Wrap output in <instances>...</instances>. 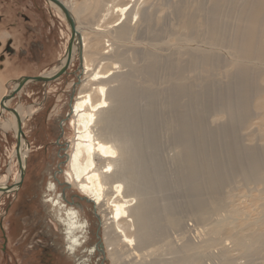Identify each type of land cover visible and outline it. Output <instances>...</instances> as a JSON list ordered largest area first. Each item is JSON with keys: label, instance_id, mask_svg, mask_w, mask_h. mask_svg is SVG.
I'll use <instances>...</instances> for the list:
<instances>
[{"label": "rangeland", "instance_id": "374dc122", "mask_svg": "<svg viewBox=\"0 0 264 264\" xmlns=\"http://www.w3.org/2000/svg\"><path fill=\"white\" fill-rule=\"evenodd\" d=\"M76 1L80 3L83 0ZM185 2L187 4L188 0ZM202 2L206 4V0H202ZM238 3L236 0H227L223 6L229 13L216 11L214 18L201 7L203 9L201 12L204 15L201 18L188 20L189 30L197 29L201 33L197 39H201L205 34L210 36L215 32L214 41H217L220 39L218 30L224 27L223 19L235 28H246L244 14L248 10L243 12L242 17L237 16L235 10L231 11L233 5L237 6ZM150 4L154 5V1H151ZM205 4L204 6H207ZM55 9L57 8L54 5L45 0H0V56H4L0 60V76L4 91H6L4 96L9 93L7 91L13 86L15 79L23 75L36 76L46 71L49 72L51 67L58 64L59 55H64V47L67 45L65 41L70 32L65 19H60L53 11ZM244 9V7L242 10L236 8L237 11ZM195 12L198 13L196 9ZM165 17L166 24L162 26L157 25L152 18L148 17L151 26L159 32V41L148 40L151 38L145 34L146 21L144 18L141 24L134 25L129 23L128 17L126 22L120 25L123 27L122 37L118 38L119 41L110 54L114 58H119L121 55L131 57L135 61L120 65L119 68L113 70L117 77L112 78L113 75H110L107 79L109 80L107 87L117 84L115 81L119 77L126 78L131 84L126 100L141 111L151 107L152 115L149 121L152 126L145 130L146 126L141 125L140 127L144 131H140V135L158 138L159 145L155 149H148L146 155L161 153V158H159L161 162L159 163H162L161 166L168 176L167 187L173 199L172 212L175 210L176 216L180 218V228L177 230H169V225L165 220H162L168 233L166 237L155 244V247L171 239L174 242L178 240L177 244L189 239L191 245H196L194 241L202 243L208 237H215L222 247L219 249L215 245L205 243L203 247L206 252L212 250L215 252L212 257L204 256V263L213 264L216 262L217 264L219 263L218 251L225 247L230 249L232 241L237 238L242 240L252 233L264 232V200H262L264 191L259 192L264 188V166L259 169L261 177L256 181L242 175L243 172L239 169L226 171L221 183L214 180L213 172L201 174L199 179L204 183L198 191L199 197L202 198L198 205H193L190 202L189 198L194 201H197V198L190 197L185 193L186 187L180 180L178 186H175L177 183L174 181L177 179L174 174V170H177L174 160L176 148L184 141L185 137L180 128L171 130L162 122L169 119L170 110L174 109V105H170L168 82L165 81L178 82L176 78L181 74L180 69L187 70L196 64V61L192 60L189 63L187 57L182 56L184 50H181L182 47L172 46V49H167L166 44L171 42L169 37L175 27L174 20L169 19V15ZM216 22H220L221 25L216 27ZM78 26L80 30L81 28L85 30V23H78ZM135 26L137 33L134 32L131 37L130 30H134ZM235 28L229 27L227 24V31L224 34L226 40L232 39L231 30ZM93 35L94 33H91L92 40L94 39ZM7 39L11 40L14 54L5 51ZM90 44L94 43L90 42ZM158 46L163 49H158ZM75 50V53L71 50L74 60L69 65L67 74H63L47 84L27 81L6 105L14 109L22 105V110L27 114L30 109L33 111L24 119L21 127L22 138L29 147L24 158L25 174L22 184L13 194L0 196V264H100L99 255L94 249L97 241L95 236L97 226H99L98 233L101 237L100 243H104L105 247V264H121L123 262L121 260L112 261L108 254L107 249L115 248L118 244H108L111 241L108 238V229L105 230L99 217L95 216L96 213L97 216L99 213L102 218L99 208H94L92 202L82 195L74 184H68L66 187L64 172L62 174L57 172L60 162L67 160L64 154L66 151L67 153L70 151V148L67 149L68 146L62 144L67 145L73 137L71 125H61V119L67 120L65 116L68 112L70 113L71 109L68 100L73 92L71 102L75 99V88L82 75V68L77 72L79 61L77 48ZM214 56L207 60L212 66H206L205 72L202 70V64L199 63L190 72V78L183 82L196 96L207 97L209 101L214 100V104L207 110L200 123L203 125L206 122L202 131L203 135H199V131L196 129L191 131L190 137L194 147L197 148L203 144V150L194 157L196 161L192 162L196 166L199 165L202 156H206L205 161H209L210 158H220L222 163L225 161L231 163L232 158L229 150L231 149L238 155H244L242 145L246 144H251L257 150H264L262 148L264 146V89L249 88L237 83L238 73L234 71L224 73V66L228 63L227 57L221 54H214ZM196 57L198 56L196 55ZM95 67L96 63L93 64L92 69ZM106 67L108 66L106 65L100 70L104 71ZM76 74H80L79 79H76ZM199 77L201 78L199 79ZM245 82L264 88V74L257 70L254 77L245 76ZM91 85L95 86L92 82L83 81L80 91L90 89ZM233 89L238 90V98L231 109L223 112V97ZM174 99L176 100L175 104L188 102L186 96L176 95ZM199 103H206V101L200 99ZM235 107H240L237 117L232 119L225 117L227 114H231ZM9 113L5 111L4 117L10 116L11 113ZM213 117H217L219 122H211ZM60 130L63 132L57 142ZM211 132H222L223 136H218V134L212 136ZM15 138L16 135L12 129L3 130L0 126V176L5 174L11 166L7 184H12L15 181V174L18 177L19 173ZM59 144L62 147L58 146ZM26 147L24 146V148ZM188 160H190L189 157ZM60 167L64 171L67 167L66 163L60 164ZM189 168H185L183 165L179 171L181 176H188ZM56 179L62 184H59ZM49 184H51L50 190L48 189ZM192 185H196V182H193ZM62 188H64V198L61 196ZM8 192L10 191L8 190ZM155 197L161 201L158 194ZM212 198L222 205L220 212L226 210L232 211L233 214L228 220L207 228L212 218V206L216 203ZM175 201H177L176 204ZM68 208L77 210L80 221L74 218L71 222L68 219L69 213L66 210ZM205 210L208 214L205 213ZM196 211L198 218L194 216ZM107 216L106 214L105 217ZM105 217L102 219L103 221H105ZM106 240L108 241L106 242ZM166 248L168 249V246L158 250L159 252L151 259L150 264H157L164 260L175 262L178 258L182 259L180 264H183L186 258L196 251L194 249L187 250L184 255L181 253L182 256L175 258L169 256L177 246L168 250ZM162 250L166 251L162 254ZM240 252L234 250L231 253L240 257ZM122 257L126 261L130 259L125 255ZM208 259H211V262ZM246 260L253 264H264V244L257 245L247 258L239 259L241 262Z\"/></svg>", "mask_w": 264, "mask_h": 264}, {"label": "bare ground", "instance_id": "6f19581e", "mask_svg": "<svg viewBox=\"0 0 264 264\" xmlns=\"http://www.w3.org/2000/svg\"><path fill=\"white\" fill-rule=\"evenodd\" d=\"M60 1L71 12L75 29L79 33L80 41H82L79 47L82 75L79 84L75 88V99L70 104L71 116L66 121L64 118L61 119V125H71L73 129L72 140L64 145L68 146L67 149L70 148L68 153L66 151L67 154L64 152L67 155V160L63 163H66L67 167L61 172V174L64 172L65 182L70 185L74 184L79 192L92 202L94 208H99L102 216L101 218L98 213L100 223L105 226V230L108 229V238L111 240L108 244H118L115 248L107 249L112 261L121 260L123 261L121 264H150L151 259L162 247L168 246V249H171L177 246L176 249L172 250V255L169 257L178 258L184 255L185 251L194 249L196 251L186 258L183 264H206L204 263L205 257H212L215 251L206 252L203 245L207 243L215 245L219 249L222 247L215 237H208L202 243L194 241L196 245H191L189 239L182 241L180 244L176 243L178 240L174 242L171 239L155 247V244L166 237L168 233V229L163 225L162 220H165L169 225V230H177L180 228V218L176 216L175 210L172 212L173 199L167 187L168 176L161 166L162 163H159L161 162V159L159 160L161 153L146 155L148 149H155L159 145L158 138L153 136L142 137L140 135V131H144L140 127L141 125L146 126L145 130L152 126L149 121L152 115L151 107L141 111L126 100L127 92L131 88V84L128 83L126 78L119 77L115 81L117 84H111L107 87L109 76L113 75L112 78L117 77V74L114 75L115 71L113 70L119 68L120 65L135 60L123 55L114 58L110 53L116 47V43L119 41L118 38L122 37L123 27L120 25L125 23L128 17L130 19L129 23L134 25L141 24L143 18L145 19V34H148L151 38L148 39L149 41H159V32L151 26L148 17L152 18L159 26L166 24L164 21L166 15H169V19L174 20L175 30L169 37L171 42L166 44L167 49H172V46L182 47L181 50L184 49L182 56H186L189 63L195 60L196 64L187 70L180 69L181 74L176 78L178 82L165 81L168 82L167 90L171 97L170 105H174V109L170 110L169 119L162 122L166 124L168 129L180 128L184 134V141L176 148L174 160L177 170H174V174L177 179L174 181L177 182L175 183L177 187L180 180L182 185L184 184L186 187L185 193L190 197L197 198V201L189 198L190 202L193 205H198L202 199L199 197L198 191L204 183L203 180L199 179L201 174L213 172L212 177L214 180L221 183L226 171L239 169L243 172L242 175L251 177L253 181L259 180L261 177L259 169L264 166V150H257L251 144H246L242 145L244 155H238L231 149L229 150L232 158L231 163L227 161L222 163L220 158H210L209 161H205L206 156H202L198 166L192 164L196 161L194 157L203 150V144L197 148L194 147L193 140L190 137L191 131L196 129L199 131V135H203L202 131L206 122L203 125L200 123L207 110L214 104V100L209 101L207 97L196 96L183 82L185 79L190 78V72L199 63L202 64V70L205 72L206 66H212L207 60L210 57L214 58V54H221L226 56L228 60V63L224 66V73L234 71L239 74L236 77L237 83L249 88L264 89L261 86L245 82V76L254 77L257 70L262 71L264 74V0H236L239 5H233L231 11L235 10L236 15L242 17L243 12L248 10L244 14L246 28H235L223 19L224 27L218 30L220 39L217 41H214L215 32L210 36L205 34L201 39H197L201 33L197 29L189 30L188 20L201 18L204 15L201 12L203 9L207 10L208 14L214 18L216 11H225L223 3L227 0H206L207 6H204L205 3L202 0H188L187 4L185 0H83L80 3H77L76 0ZM151 1H154V5L150 4ZM47 3L54 5L49 1ZM54 6L60 11L56 5ZM243 7L245 8L243 11L236 10V8L242 10ZM57 9L53 11L60 19L64 20L61 11L59 12ZM192 9L194 10L189 13ZM195 9L198 13L195 12ZM78 23H85V30H82V28L80 30ZM227 24L229 27L235 28L231 30L233 33L231 40H226L224 36L227 31ZM220 25V22L215 24L216 27ZM108 28L113 29L109 30ZM136 30V26L134 30H130L131 37L134 32L137 33ZM91 33H94L93 40L90 38ZM90 42L94 44L91 45ZM76 48L77 45L74 41L72 46L74 53ZM157 48L163 49L161 46ZM62 55H59L58 64L55 65L56 69L53 66L50 68L51 71L45 70L47 73L43 72L39 75L52 76L55 74L64 64L65 55ZM70 58L69 65L74 60L72 55H70ZM95 63L96 67L92 69ZM103 65L108 67L101 71L100 69L105 67ZM90 70L91 72H89ZM185 72H187V75H185ZM83 81L92 82L95 86L91 85L90 89L80 91ZM150 81L152 80L150 79ZM17 84L18 78L15 79L13 86L7 92L10 93ZM5 93L0 76V100ZM176 95L188 97V102L175 104L176 100L174 98ZM237 98V89H233L225 95L223 97V112L231 109ZM200 99L205 100L206 103H199ZM9 100L5 101L4 104L8 105ZM239 109L240 107H235L232 113L227 114L225 117L228 119L236 118ZM15 110L22 127L24 119L33 109H30L27 114L22 110V105H19L15 107ZM4 113L5 110L0 108V126L3 130L12 129L16 135V117L11 114L5 118ZM211 122L219 121L217 117H213ZM217 134L223 136L222 132L210 133L212 136H217ZM58 136L59 139L61 135ZM23 145L27 147L24 148ZM28 149L29 147L21 135L19 138V155L23 169L24 158ZM221 154L224 155L225 153ZM188 157L190 160H188ZM183 165H185V168L190 167L186 177L181 176L179 172ZM7 170L5 174L0 176V185L2 186L7 184L11 166ZM19 176L20 168L18 177L15 174L14 182L19 180ZM193 182H196V185H192ZM49 185L48 189L50 190L51 184ZM12 189L14 188H10V190ZM262 190L264 191V188L260 189L259 192ZM156 192L161 201L158 200V197H155ZM212 200L215 201L214 198ZM262 200H264V197ZM215 202L211 210L212 218L207 228L228 220L233 214L232 211L226 210L220 212L222 205L217 201ZM176 203L177 201H175ZM66 210L69 213L72 209L68 208ZM205 213L208 214L206 210ZM106 214L107 217H105ZM194 216L198 218L197 211L194 212ZM104 217L105 221L102 220ZM68 219H72V217L68 215ZM259 244H264V232L252 233L242 240L237 238L232 241L230 249L225 247L224 251H218L219 263L217 264H253L249 260L241 262L239 259L247 258ZM102 245L105 254L104 243ZM234 250L241 251L240 257H236L231 253ZM162 251L163 254L166 250ZM181 253L183 254L181 255ZM124 255L130 257L129 261L131 262L126 261L122 257ZM181 260L179 258L175 262L164 260L157 264H180ZM213 264H216V262Z\"/></svg>", "mask_w": 264, "mask_h": 264}, {"label": "water", "instance_id": "95a60500", "mask_svg": "<svg viewBox=\"0 0 264 264\" xmlns=\"http://www.w3.org/2000/svg\"><path fill=\"white\" fill-rule=\"evenodd\" d=\"M45 1L52 2L54 5H56L60 9L61 13L64 16L66 24L69 27L70 35H69V38L67 39V45H66V47L64 49L65 61H64V64L59 68V70L55 74H53L52 76H41V75H36V76L23 75V76H21L20 78H18L17 86L10 93H8L7 95L3 96L1 98V100H0V108L5 110V111L10 112L11 114H13L16 117L17 130H16V138H15L16 139V142H15L16 143L15 153H16V159H17V161L19 163V168H20V176H19V180L18 181L13 182L12 184H5L4 186L0 185V192L2 193L1 196L8 195V194H13L14 192H16L18 190V188L21 186L23 178H24V174H25V171H24L23 167H21V164H20L21 163V159H20V155H19V138L22 135L20 119H19V116H18L16 110L14 108H10V107L6 106L4 104V102L9 100V99H12L16 95V93H18V91L22 88V86H24L26 84V82L29 81V80H31V82L47 83V82L56 80L57 78H59L63 74H67L68 73V69H69V62H70V59H71L70 58L71 50H72V46H73V42L74 41H75V43L77 45V48H78L77 56H78V61L79 62H78L77 72L82 67L81 55H80L81 53H80V49H79L81 41H80L79 33L75 29V22H74V19H73V16H72L71 12L66 8V6H64V4L60 0H45ZM5 51L7 53L14 54V49L11 46V40L10 39H7V41L5 43ZM3 58H4V56H0V60H2ZM79 76H80V74H76V79H79ZM73 93L70 94V97H69V100H68V105L71 104V100L73 98ZM69 115H70V113L68 112L66 114L65 118H68ZM62 132L63 131H60L59 135L62 136ZM58 140L59 139L57 138V141ZM62 145H66V144L63 143ZM62 145L59 144L58 146L62 147ZM65 155L66 154H64V157L67 158V155L66 156ZM62 163H63V161L60 162V164H62ZM60 164L58 165V171H57L58 173L62 172ZM59 184H62V183L59 182ZM64 185L66 187H68L65 183H64ZM10 188H14V189L10 190ZM8 190H10V192H8ZM61 196L63 198L65 197L64 188H62V190H61ZM69 203H72V202H69ZM95 216L98 218V216L96 214H95ZM97 227L98 228H97V232H96V235H95L96 238H97V241H96L94 246H95L96 251H97V253L99 255V263L100 264H105V260H106L105 259V254H104V252L102 250V244L100 243V236H99V233H98L99 226H97Z\"/></svg>", "mask_w": 264, "mask_h": 264}, {"label": "flooded vegetation", "instance_id": "af4514ba", "mask_svg": "<svg viewBox=\"0 0 264 264\" xmlns=\"http://www.w3.org/2000/svg\"><path fill=\"white\" fill-rule=\"evenodd\" d=\"M66 183V182H65ZM66 185H68V183H66ZM70 209H72L71 211H69V215H70V217H72V219H69L71 222L73 221V219L75 218V219H77V220H79L78 219V215H77V210H74L73 208H70ZM80 221V220H79ZM76 241L78 242L79 240H78V238L76 239ZM81 245V244H80ZM94 249H95V251H96V248L94 247Z\"/></svg>", "mask_w": 264, "mask_h": 264}, {"label": "crops", "instance_id": "0c3cea01", "mask_svg": "<svg viewBox=\"0 0 264 264\" xmlns=\"http://www.w3.org/2000/svg\"><path fill=\"white\" fill-rule=\"evenodd\" d=\"M55 57H56V55H55ZM1 196V195H0Z\"/></svg>", "mask_w": 264, "mask_h": 264}]
</instances>
